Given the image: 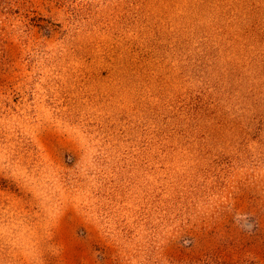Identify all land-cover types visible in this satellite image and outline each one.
Listing matches in <instances>:
<instances>
[{
  "label": "rangeland",
  "instance_id": "374dc122",
  "mask_svg": "<svg viewBox=\"0 0 264 264\" xmlns=\"http://www.w3.org/2000/svg\"><path fill=\"white\" fill-rule=\"evenodd\" d=\"M0 264H264V0H0Z\"/></svg>",
  "mask_w": 264,
  "mask_h": 264
}]
</instances>
